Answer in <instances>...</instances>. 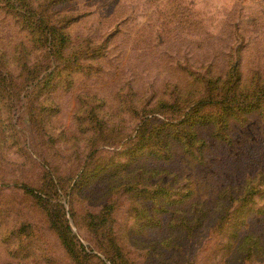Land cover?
<instances>
[{
  "label": "rangeland",
  "instance_id": "374dc122",
  "mask_svg": "<svg viewBox=\"0 0 264 264\" xmlns=\"http://www.w3.org/2000/svg\"><path fill=\"white\" fill-rule=\"evenodd\" d=\"M22 1H14L19 11L29 8L38 15L43 10L51 23L67 32L66 57L78 50L96 57L82 59L73 84L68 85L69 78L62 76L53 97L55 106L48 104L46 91L38 96L33 93L39 90L30 92L42 87L41 83L29 87L28 94L25 87L19 92L15 85L21 87L23 82L18 63L22 49L29 48L28 36L15 16L0 6V141L8 143L0 152L5 160L0 161L5 177L0 179V194L7 200L0 204V212L5 225L18 227L30 221L43 235L42 240H28L26 259L19 234L9 243L0 240V264H77L49 229L44 209L24 200L21 189L12 183L18 180L39 186L44 174L67 180L63 187L67 192L51 193L49 198L88 252L94 249L102 254L108 243L103 234L100 237L89 228L86 213H99L107 203L115 202L120 205L115 213L117 235L125 253L139 264H264V97L253 114L244 118L235 110L240 115L228 129L224 123L220 125L225 130L219 132L215 127L219 137L205 128L203 134L209 141L206 165L195 168L197 161L182 153V148L164 150L165 155L174 156L169 161L174 166H165L174 172L150 176L166 192L158 198L140 194L142 201L130 191L115 190L140 174L142 165H151L144 167L151 170L163 161L148 160V148H138L136 137L120 139L114 133L111 142L99 137L90 142L94 129L88 120L90 110L95 109L100 119L121 123L131 134L134 125L129 112H120L116 119L112 113L104 114L113 110V95L129 89L125 85L129 81L139 92L151 94L162 92L167 85L188 88L186 81L192 74L225 79L239 73L243 84L255 78L264 80V0ZM24 41L26 47L21 44ZM40 52L32 50L26 56L28 62L38 61ZM84 65H92L91 72ZM2 76L14 95L1 87ZM86 93L111 95V101L106 107L96 100L84 105L78 98ZM145 100L139 105L144 106ZM93 144L97 152L88 157ZM103 162L110 164L95 168ZM80 169L83 187L73 190L72 178ZM195 174L196 185L189 180ZM256 189L259 193H254ZM243 195L245 200H240ZM85 263L101 264L91 256Z\"/></svg>",
  "mask_w": 264,
  "mask_h": 264
},
{
  "label": "trees",
  "instance_id": "16d2710c",
  "mask_svg": "<svg viewBox=\"0 0 264 264\" xmlns=\"http://www.w3.org/2000/svg\"><path fill=\"white\" fill-rule=\"evenodd\" d=\"M14 1L15 0H0V6L7 9L10 15L15 16L14 18H16L17 23H19L23 31L27 33V44L29 43V48L22 49V61L20 60L18 63L20 70L19 75H21L23 86L19 87L15 85V87L19 92L23 87L27 88L28 94L29 87L32 85L35 87L37 85L36 83H41L42 87L38 86L37 89L32 88L33 90H30V92L39 90L33 93L38 96L42 93V90L46 91L44 93L50 98V102H48L46 98H41V102L43 104H47L45 102H48L51 106H55L53 105V97L58 89V84H60L62 76L65 77V80L69 78L70 82H68V85L73 84L72 82L77 78L76 75L79 74L77 72H79L80 66L82 65V59L85 57L92 59L96 57V54H84L78 50L72 57H66L64 49L70 43V37L67 32H63L62 27L60 28L56 24L51 23L43 10L38 11V15L29 8L19 11ZM19 1L23 2L22 0ZM34 23H36V25H34ZM25 43L26 41L21 42L24 47L27 46ZM34 48L41 50L39 55L40 59L30 64L26 56L30 55L31 51L35 50ZM91 67L92 65L85 66L86 72H91ZM234 69L233 67V70ZM5 73L10 77L14 76L11 71ZM6 82V76H2L1 87L14 95L15 91L9 85L5 87ZM186 82L187 85H189L188 88H182L181 90L175 85L173 89H171L170 86L167 85L162 92H157L156 90L153 92L152 90L153 93L151 94H147L146 91L139 92V90L131 84V81L125 83L129 89H120L122 90V95H120V90L118 93L116 92L112 97L113 110L104 112V114L112 113L111 115L116 119L120 112H129V121L134 125L131 129V134L122 129L125 127H123L121 123L116 124V121H113V123L109 124L108 120L99 118V113L96 112L94 108V112L90 110L88 120L91 122L90 127L94 129V137L89 139L90 142L93 143L98 137L111 142L114 133H116V137L120 136V139L122 137H132V139L136 137L139 140L138 148H148L146 151L148 160L157 159V161H163L162 165H158L159 167L153 166L151 170H148L151 168V165H142L138 168V170H141V172H138L140 174L130 179L127 185H122L123 187L115 190V193L130 191L137 195V200L141 201L143 200L141 195L158 198L161 194H165L166 188L164 189V185H159L160 182L155 183V181L152 183L151 177L155 176H150L152 173L153 175H159L162 172H174L165 168V166H174V163L172 164V162H169L173 161L174 156L165 155L164 150L176 152V147H179V150L182 148L184 150L182 153L197 161L194 165L195 168L206 165L208 157H206L205 154L209 147V141L203 134L205 128L211 130L212 136L219 137V135H221L219 132L222 129L225 130L220 124L224 123V126L228 129L230 127V122L237 119V115H240V113H237L235 110L242 112L241 115L246 118L248 115L253 114L257 109L261 108V100L264 97V80L255 78L243 84L242 77L239 73L237 75L231 73L229 74V78L225 79H222V77L210 78L206 75L192 74ZM106 96L107 97L96 93H86L78 99L80 102L82 100L84 105H90L96 100L97 102H102L100 106L106 107L109 100L111 101V95ZM144 97L148 100H145L146 103H143L145 104L144 106H140L139 103ZM128 98H130L129 101ZM30 106L32 107L33 105ZM1 107H3V105H0V108ZM39 112H44V109H40ZM33 118H35L34 115ZM81 118L82 121H84V117ZM215 127H217L216 130L219 132L215 133ZM86 131L87 129L83 127L82 132L85 133ZM121 133L122 135H120ZM167 139L170 140V144ZM224 142H228L227 139H225ZM5 144L8 145V143L0 141V152L3 149L1 147H7ZM97 149L98 146L93 144L87 156H92L97 152ZM169 149H171V151ZM88 157L85 163L88 162ZM0 161L5 162L2 158V153H0ZM111 163H115L114 159ZM0 164L3 163L0 162ZM109 164L110 163L103 162V165L98 164L95 168L101 170L104 166L107 167ZM100 166H102L101 169ZM82 169L75 173L72 178V184L69 183L72 185L73 190L76 188L82 189L83 187L80 184L84 182V177L81 179L79 178ZM146 172L148 173L147 176L145 175ZM175 175L178 177L179 173L176 172ZM260 176L263 177V174H260ZM197 178L198 176L195 174L191 175L189 180H191V182L195 180L194 184L196 185ZM0 179H5L1 173ZM42 179L39 186L27 184L26 182L18 180L12 183L21 189L23 196H25L24 200L32 202L33 205L39 209H44L45 222L48 223L49 229L57 234L60 244L65 251L72 256V259H74L77 264H86L85 261H87V258L90 256L98 257L101 264H139L135 259H132L125 253L121 238L119 239L117 235L118 229L116 227L117 218L115 213L120 207L119 203L109 202L99 213H86L88 216L87 222L89 228L99 233L100 237L101 234H103L105 241L108 243H105L103 247V255L93 252L94 249L88 252L83 243H78L79 239L72 233L68 219L64 220L60 218L59 210H56L55 207L52 208V201L51 198H49L51 193L54 195L65 191L63 187L67 180L65 178L56 179L55 176L48 177L46 174H44ZM8 183L9 182H7V184ZM72 187H70L71 190ZM111 190L113 191V189ZM196 190V188L191 189L189 192L190 195L195 193ZM254 193H259V190L256 189ZM243 198L240 200H245L244 195ZM3 201L7 200L0 194V204ZM3 204L10 203L4 202ZM57 205H59L58 202L55 206ZM137 206L141 207L142 205L137 204ZM8 223L9 222L5 225L4 213L2 214L0 212V228H3L5 225L4 231L1 232L0 230V237L2 238L0 240L9 243L12 242V237L15 234H19V236L22 237L19 247L25 250L23 255H25L26 259L29 249L28 240L33 238L42 240V232L39 230V227L34 226L30 221H22L18 224V227H10ZM261 256L264 255L261 254Z\"/></svg>",
  "mask_w": 264,
  "mask_h": 264
}]
</instances>
